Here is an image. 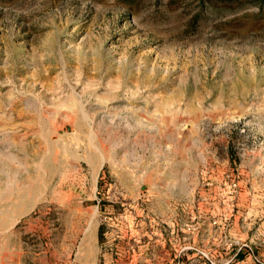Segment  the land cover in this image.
<instances>
[{"label":"rangeland","instance_id":"obj_1","mask_svg":"<svg viewBox=\"0 0 264 264\" xmlns=\"http://www.w3.org/2000/svg\"><path fill=\"white\" fill-rule=\"evenodd\" d=\"M0 264H264V0H0Z\"/></svg>","mask_w":264,"mask_h":264},{"label":"trees","instance_id":"obj_2","mask_svg":"<svg viewBox=\"0 0 264 264\" xmlns=\"http://www.w3.org/2000/svg\"><path fill=\"white\" fill-rule=\"evenodd\" d=\"M208 4H213L215 0H205ZM223 3H229L231 4L233 0H220ZM103 235V228L100 229V236L102 237Z\"/></svg>","mask_w":264,"mask_h":264}]
</instances>
